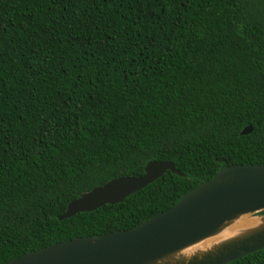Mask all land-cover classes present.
<instances>
[{
	"label": "trees",
	"instance_id": "trees-1",
	"mask_svg": "<svg viewBox=\"0 0 264 264\" xmlns=\"http://www.w3.org/2000/svg\"><path fill=\"white\" fill-rule=\"evenodd\" d=\"M152 160L184 175L58 219ZM236 164H264V0H0V264L130 229Z\"/></svg>",
	"mask_w": 264,
	"mask_h": 264
},
{
	"label": "water",
	"instance_id": "water-1",
	"mask_svg": "<svg viewBox=\"0 0 264 264\" xmlns=\"http://www.w3.org/2000/svg\"><path fill=\"white\" fill-rule=\"evenodd\" d=\"M252 130L248 125L240 133ZM166 170L184 175L172 161H149L142 175L119 176L83 192L67 204L58 219L122 202ZM115 180L125 183L108 188ZM101 192L99 197L88 194ZM263 210L264 164L224 166L174 205L130 229L56 242L4 264H226L264 248V226L250 228L186 258L175 260V255L219 234L242 215ZM259 217L264 220V215Z\"/></svg>",
	"mask_w": 264,
	"mask_h": 264
},
{
	"label": "bare ground",
	"instance_id": "bare-ground-1",
	"mask_svg": "<svg viewBox=\"0 0 264 264\" xmlns=\"http://www.w3.org/2000/svg\"><path fill=\"white\" fill-rule=\"evenodd\" d=\"M243 216H241L239 219L231 223L230 226L224 228L222 232H220L219 234H216L215 236L207 238L195 244L194 246H191L183 251H180L177 255H175V260L184 257L186 258L194 252L204 251L208 248H211L212 246H215L219 242L234 237L235 235L241 234L242 232L250 228L257 227L259 225L260 227L264 226V220L261 217L249 220V219H244Z\"/></svg>",
	"mask_w": 264,
	"mask_h": 264
},
{
	"label": "snow or ice",
	"instance_id": "snow-or-ice-1",
	"mask_svg": "<svg viewBox=\"0 0 264 264\" xmlns=\"http://www.w3.org/2000/svg\"><path fill=\"white\" fill-rule=\"evenodd\" d=\"M115 182H116L115 184L108 185L107 187L112 188L115 185H122L123 183H125L122 180H115ZM88 194L92 195L93 197H99V196L103 195V192H101V193H88Z\"/></svg>",
	"mask_w": 264,
	"mask_h": 264
},
{
	"label": "rangeland",
	"instance_id": "rangeland-1",
	"mask_svg": "<svg viewBox=\"0 0 264 264\" xmlns=\"http://www.w3.org/2000/svg\"><path fill=\"white\" fill-rule=\"evenodd\" d=\"M261 215H264V210L263 211H259V212H255V213H251V214H247L245 216H243L244 219H254V218H257Z\"/></svg>",
	"mask_w": 264,
	"mask_h": 264
}]
</instances>
